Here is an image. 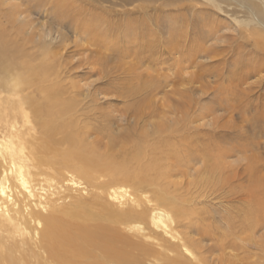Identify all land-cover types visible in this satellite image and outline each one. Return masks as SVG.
I'll use <instances>...</instances> for the list:
<instances>
[{
	"label": "rangeland",
	"instance_id": "1",
	"mask_svg": "<svg viewBox=\"0 0 264 264\" xmlns=\"http://www.w3.org/2000/svg\"><path fill=\"white\" fill-rule=\"evenodd\" d=\"M141 3L64 0L60 12L65 19L59 20L56 0H0V38L10 49L18 46L15 76L23 77L30 65L42 75L63 65L66 80L76 88L75 101L94 99L91 104L107 112L115 128L123 126L135 139L149 137L170 154L169 160L153 162L157 176L164 177L158 195L175 206L182 201L185 211L199 214L197 230L189 233L198 248L185 250L188 262L264 264V82L251 94L238 84L240 77L253 87L264 80V54L255 48L261 39L255 28L238 26L208 1L157 0L146 12L138 8ZM227 3L225 10L234 12ZM95 19L101 24L89 35L85 22ZM133 28L141 37L150 35L149 49L139 48ZM9 95L3 92L0 101ZM157 137L164 142H155ZM67 178L91 190L79 173ZM150 226L158 229L153 222ZM142 240L165 252L157 242ZM144 262L160 261L150 256Z\"/></svg>",
	"mask_w": 264,
	"mask_h": 264
},
{
	"label": "bare ground",
	"instance_id": "2",
	"mask_svg": "<svg viewBox=\"0 0 264 264\" xmlns=\"http://www.w3.org/2000/svg\"><path fill=\"white\" fill-rule=\"evenodd\" d=\"M63 1L56 0L59 20L65 19L60 12ZM121 1L127 5L142 2L138 8H143V12L157 2ZM204 1L230 15L238 26L255 28V35L264 42V0ZM223 1L231 2L227 6L234 12L226 11ZM146 19L151 20L145 17V22ZM95 21L85 22L84 30L89 35H94L101 24ZM23 28H19L20 34ZM139 34L133 28L139 48L152 46L147 32V38ZM261 42L255 48L264 54ZM5 44L0 38V77L7 79L0 80V94H10L0 101V264H145L150 256L160 261L157 264H191L184 252L189 246L198 248V241L189 233L197 227L199 214L197 210L185 211L182 201L175 206L158 195L164 177L157 176L154 163L169 160L170 154L156 147L149 137L139 135L135 139L134 133L123 131V126L115 128L112 117L91 104L94 99L90 103L75 101L76 88L66 80L63 65L49 67L43 75L30 65L23 77L15 76L13 55L18 46L11 50ZM67 68L64 69L68 71ZM263 82L253 87L240 77L238 84L247 87L245 94H251ZM157 140L164 142V138ZM74 172L83 177L91 190L79 188L67 178ZM6 184H12L16 191H9ZM18 184L20 189H16ZM115 188L126 191L119 194ZM164 192L167 196L168 189ZM112 199L116 202L112 203ZM153 213L156 215L152 219ZM167 218L173 227L169 223L166 227ZM150 221L161 233L150 226ZM143 238L157 242L165 252L156 251ZM204 261L202 264H208Z\"/></svg>",
	"mask_w": 264,
	"mask_h": 264
}]
</instances>
